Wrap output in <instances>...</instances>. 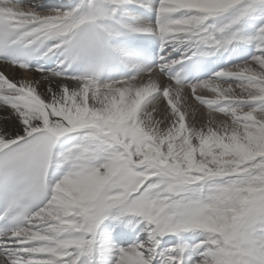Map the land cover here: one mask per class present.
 I'll return each mask as SVG.
<instances>
[{"label": "snow or ice", "instance_id": "obj_1", "mask_svg": "<svg viewBox=\"0 0 264 264\" xmlns=\"http://www.w3.org/2000/svg\"><path fill=\"white\" fill-rule=\"evenodd\" d=\"M0 264H264V0H0Z\"/></svg>", "mask_w": 264, "mask_h": 264}]
</instances>
